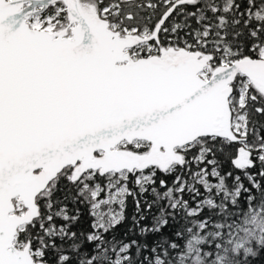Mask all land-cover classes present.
I'll use <instances>...</instances> for the list:
<instances>
[{"label": "snow or ice", "instance_id": "1", "mask_svg": "<svg viewBox=\"0 0 264 264\" xmlns=\"http://www.w3.org/2000/svg\"><path fill=\"white\" fill-rule=\"evenodd\" d=\"M250 208L264 0H0V264H217Z\"/></svg>", "mask_w": 264, "mask_h": 264}, {"label": "clouds", "instance_id": "2", "mask_svg": "<svg viewBox=\"0 0 264 264\" xmlns=\"http://www.w3.org/2000/svg\"><path fill=\"white\" fill-rule=\"evenodd\" d=\"M244 231L231 243H226V251L222 249L221 255L224 259L221 264H234L235 257L241 255L242 252L251 254L254 251L253 243L257 247H264V217L251 216L245 224H241ZM204 264H207L206 258L201 257Z\"/></svg>", "mask_w": 264, "mask_h": 264}, {"label": "trees", "instance_id": "3", "mask_svg": "<svg viewBox=\"0 0 264 264\" xmlns=\"http://www.w3.org/2000/svg\"><path fill=\"white\" fill-rule=\"evenodd\" d=\"M131 211H132V205L130 203L129 204V208H128L129 214H131ZM249 214L251 216L264 217V209L250 208L249 210L244 212V214L238 220L233 221V223H232V235H231V238H230V243L233 242L238 237V235L241 234L244 231V228L241 227V224H245L246 223V221L249 218ZM262 238H264V237H262ZM252 246H253L254 251H255L256 250L255 243H253ZM241 255H250V254L247 253V252H242ZM221 261L222 260L217 261V264H221Z\"/></svg>", "mask_w": 264, "mask_h": 264}]
</instances>
